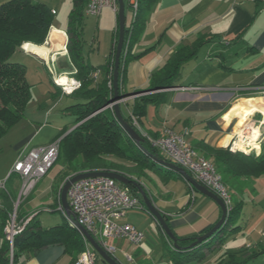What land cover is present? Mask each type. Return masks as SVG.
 <instances>
[{
    "label": "crops",
    "instance_id": "obj_1",
    "mask_svg": "<svg viewBox=\"0 0 264 264\" xmlns=\"http://www.w3.org/2000/svg\"><path fill=\"white\" fill-rule=\"evenodd\" d=\"M7 1L9 0H0V5ZM129 5L134 9L131 0L125 3L126 27L131 26L133 22L131 12L127 13ZM50 8L56 16L45 45L51 49L50 56L56 57V61L51 60L52 64L49 68L51 85L46 89L51 99H47V102L39 106L41 111L38 113L29 114L26 109L23 119L12 128L21 124L25 136L15 146L16 155L13 162L0 175V248L3 244L2 216L7 214L10 217L19 200L22 188V181L17 174L10 180L16 161L28 151L47 146L61 139L64 133L68 135L74 130L77 125L75 126V117L69 108L84 102L76 91L70 95H63L61 88L55 83L56 77L60 75L68 80L78 79L74 76L73 66L67 57L68 51L63 52L64 47L58 49L57 45L50 40L53 31H58L60 35H63V44H68L67 30L71 10L67 18L62 19L57 12L58 9ZM89 17L95 18L96 24L103 25L104 28L87 50L85 30ZM118 38L119 19L111 9L105 8L98 17L86 15L83 53L93 67H100L106 63ZM201 39L206 40V43L196 56L184 63L172 88L145 92L140 97L135 96L134 93L137 90L150 86L152 76L164 68L179 48L191 47ZM128 44L123 50L126 58L120 65L121 75L124 76L122 92L128 96L122 98L127 100L126 103L121 102L119 106L124 118L132 117L134 114L131 110L139 99L156 94L158 102L150 103L146 113L138 119L141 131L152 138H159L166 129H170L184 136L185 140L201 156H206L209 154V149L228 147L236 135L235 129L240 130L245 124V115L239 109V103L258 100L257 98L249 99L250 96L256 95L262 98L258 89L264 87V0H159L148 12L146 24L142 26L140 34L135 38L130 49ZM100 50L105 61L97 64L95 56L89 52L94 54ZM23 52L26 57H31L24 49ZM31 59L33 63L39 65L38 67L44 69L46 64L44 61L35 57ZM58 69L64 70L58 73ZM52 71L55 74H52ZM99 76L100 73L96 75V79ZM27 80L29 82L28 71ZM32 86L34 98L36 90L35 85ZM66 98L71 99L72 102ZM259 104L264 107L263 98ZM262 114V111H256L255 114L249 116V120H253L254 116L262 118ZM237 115L239 118L236 117ZM135 130L141 136V133ZM261 150L263 152V148ZM250 154H255V152ZM57 168V174L51 177ZM61 170V166L56 164L41 180L31 198L27 200L28 203L21 209L23 220L34 216L46 201L56 208L62 205V191L60 190L63 184L59 185V183L62 177L64 180L71 176H63ZM49 178L51 180L48 185H45ZM173 181L175 184H172ZM137 182L145 190L155 207L163 213L164 217H167V223L179 240V245L184 240L192 244L197 238L212 230L221 220V207L214 200L193 188L184 177H173L164 182L159 175L148 171L147 177H142ZM228 183L233 197V208L238 209L239 214L232 218L229 225L214 241L202 249L200 259H192L185 264H219L222 260L226 261L230 253L263 248L264 191L262 190L264 186L259 187L260 189L257 187L259 183L264 184V176L260 178L241 177ZM2 184L4 188H1ZM171 185H175L170 190L172 193L169 192L168 187ZM258 189L259 193H257ZM135 190L136 193L133 194L140 196L137 189ZM169 193L172 195L170 199L167 198ZM140 200L141 207L147 210L141 198ZM129 212L125 221L133 225L129 221ZM38 216H36L37 219ZM157 225L161 231L160 225L158 223ZM133 226L141 231L135 225ZM164 235L166 236L161 231L163 247L166 249ZM82 237L86 239L83 235ZM166 237L169 239L168 236ZM121 241L129 243L127 240H115L113 244L116 246V243ZM141 244L138 249L136 248L134 255L123 251L124 261L121 262L116 257L115 259L120 264H138L134 256L142 252ZM116 249L117 253V246ZM166 251L160 260L158 257L150 259L149 255H145L139 264H172L171 257ZM145 252L149 254L147 247ZM125 254L132 255L134 262L129 263ZM60 259L64 264L72 263V257L66 252L63 244H50L36 252L22 254L15 263L11 264H58ZM250 264H264V254Z\"/></svg>",
    "mask_w": 264,
    "mask_h": 264
},
{
    "label": "trees",
    "instance_id": "obj_2",
    "mask_svg": "<svg viewBox=\"0 0 264 264\" xmlns=\"http://www.w3.org/2000/svg\"><path fill=\"white\" fill-rule=\"evenodd\" d=\"M89 1L73 0L69 15L67 57L73 66L74 76L82 83V87L76 91V94H79L84 102L69 108L75 117L77 127L68 135L65 133L62 135L59 155L54 165L63 166L61 170L63 176L105 171L118 172L138 181L142 177H147L148 171H151L159 175L164 182L173 177L183 178L179 173L158 162L162 158L146 140L142 146H139L130 139L117 120L115 111L107 109V106L114 103L115 97L114 64L117 42L104 65L93 67L88 63L83 48L85 11ZM158 1L138 0L136 11L130 5L127 7V13L131 12L133 22L131 26L126 27L124 48L129 43L130 49L135 38L140 34L142 26L146 24L148 12ZM53 24L54 14L46 3L35 0H9L0 5V139L23 119L33 99V86L27 80L26 67L11 59L17 51L23 52L22 46L25 43L43 46ZM205 43L206 40L201 39L191 47L179 48L164 68L152 76L150 86L139 89L134 94L172 88L184 63L196 56ZM122 56L120 65L126 58L124 51ZM121 69L118 80L120 99L128 96L122 92L124 76L121 75ZM98 73L100 76L96 79ZM156 102H158L156 94L145 96L135 103L131 112L140 119L146 113L148 105ZM124 119L132 126L131 116ZM262 148L263 153L259 157L241 152L232 153L227 148H222L209 149V154L205 158L211 160L216 166L223 183L228 187L229 181L241 177L264 176V143ZM14 176L13 173L10 180ZM129 188L132 193H136L134 187L129 186ZM60 212L64 215L62 211ZM238 214L239 210L232 208L227 223L208 241L194 248L190 247L191 242L188 240L182 241L180 249L174 248L173 242L164 235L166 238L164 246L171 257L172 264H185L192 259H200L202 249L214 241ZM64 217L67 219L65 215ZM165 218L168 222L166 216ZM7 221L8 215L4 214L1 225L3 244L0 248V264L15 263L22 254L36 252L50 244H63L66 252L72 257V263L86 250L84 238L76 228L70 225L68 219V222L62 225L43 229L35 217L16 236L13 256H11L10 242L3 233ZM160 229L163 231L161 227ZM262 254H264V246L255 251L242 250L238 253H230L226 261L222 260L219 264H250Z\"/></svg>",
    "mask_w": 264,
    "mask_h": 264
},
{
    "label": "built area",
    "instance_id": "obj_3",
    "mask_svg": "<svg viewBox=\"0 0 264 264\" xmlns=\"http://www.w3.org/2000/svg\"><path fill=\"white\" fill-rule=\"evenodd\" d=\"M135 11L138 8V0H131ZM105 8L111 9L118 15L120 10L119 0H90L86 8V15L98 17ZM25 51H28L24 48ZM63 52L67 53V44L64 45ZM56 57H53L55 61ZM52 74L55 72L52 71ZM62 76L55 79L63 95L73 94L82 87L79 80H68L63 85L59 82ZM264 99V87L258 89ZM140 97L141 94L135 95ZM261 98V99H262ZM259 97V100H261ZM126 99L120 100V103H126ZM119 103V104H120ZM117 104L111 103L107 109L114 111ZM263 118L258 121L248 120L245 130V136L248 138L251 128H257L260 132L254 144L245 145V148H236V141L240 139L235 135L228 148L232 153L241 152L244 154L256 153L259 155L261 144L264 140V113ZM255 117V116H254ZM253 117V118H254ZM132 126L137 129L142 138H144L155 150L162 160L177 165L187 171L198 183L215 193L225 203L228 211L233 208V197L229 188L223 183L222 176L216 166L201 156L198 151L188 143L184 136L166 129L159 138H152L141 131L138 119L132 116ZM250 125V126H249ZM245 141V140H244ZM61 139L43 146L34 148L26 154L20 156L13 167V173L17 174L22 181L20 199L26 198L34 188L47 176L55 162L57 161L60 150ZM241 142V141H240ZM238 142V143H240ZM256 146V147H255ZM4 184L1 188H4ZM68 203L70 205L73 218L67 216L62 205L59 211H62L70 224L75 228L76 225L82 226L98 243V245L111 257L115 258L116 246L115 240H127L132 245L139 246L145 235L133 225L125 221L127 213L139 206H142L140 196L134 195L129 187L122 186L117 181L106 177L86 178L72 185L68 192ZM28 220L16 224L15 218L7 221L4 226L6 239L14 244L16 236L20 234L27 226ZM264 234V233H263ZM86 250L71 264H107L91 244L85 239ZM129 263L134 262L130 254H125Z\"/></svg>",
    "mask_w": 264,
    "mask_h": 264
},
{
    "label": "rangeland",
    "instance_id": "obj_4",
    "mask_svg": "<svg viewBox=\"0 0 264 264\" xmlns=\"http://www.w3.org/2000/svg\"><path fill=\"white\" fill-rule=\"evenodd\" d=\"M35 1L46 3L49 7H54L56 9H58L57 12L61 15L62 19L67 18V15L72 8V0H35ZM128 1L129 0H125V3L127 4ZM55 17L56 16H54V18ZM95 20H96L95 18L89 17L88 26L86 27V30H85V37H86L87 42H88L87 50L89 49L90 44H92L94 38L95 39L98 38L100 35V32L104 28L103 25L98 26L96 24ZM50 32H49V34H50ZM49 34H48V37H49ZM47 41H48V38H47L44 45H46ZM63 42H64V40H62V44H63ZM23 46H22V48H23ZM89 53H91L92 55L95 56L94 58H95V61L97 64L104 63L105 57L101 53V50L96 51V53H94V54H93V52H89ZM25 54H27V53H25ZM28 56H31V55H28ZM31 58H34V57H32V56L26 57V55H24V52L17 51L11 59V60H13L17 63H20L21 65L26 67L27 71L29 72V82L32 85H35L34 89L36 91L34 94V98L27 108L29 114L40 112L41 110L39 109V106L44 104L45 102H47L46 100L50 98V96L47 94L46 89L48 86L51 85V76L49 75L50 74L49 68L52 64L51 60L53 59L52 56H50L49 59H47V61L45 62L46 64L43 67L44 69H42V67H38L39 65H37L36 63H33V61H32L33 59H31ZM55 61H56V59H55ZM62 71H61V69L60 70L58 69V73L62 72ZM43 97H46V99H43ZM250 97H252V98H250ZM250 97H249V99L257 98L259 100V97H257L256 95L250 96ZM261 97H262V95H261ZM66 100L71 101V99H69V98H66ZM259 101H261V100H259ZM255 117L253 118V121L254 120L258 121V120H261L263 118V116H262V118H260V117L255 118ZM237 118H239V117H237ZM81 123L82 122H80V124ZM238 131H239V128H236L235 134ZM24 136H25V134L23 132L22 125L19 124L17 127L12 129L9 133H7L3 138L0 139V175L2 174V171L3 170L5 171L6 168L8 167V165L13 162V159L16 155L15 146L24 138ZM262 145L260 148H262ZM148 148L151 150L150 147H148ZM227 149L229 150V148H227ZM261 152H262V150L260 151L259 155H257L256 153L254 155L256 157H259L263 153V152L262 153ZM204 157H206V156H204ZM60 166H61V168L63 167L61 164H60ZM57 172H58V168L53 171V174L51 177H54L57 174ZM63 178L64 177H62L59 185L60 184L64 185L68 179V178H66L63 180ZM50 180H51V178H49L46 181L45 185H48ZM172 184H175V181H173ZM39 185L40 184H38L34 188V190L26 198H23V199L19 198L17 204L14 206V208L10 214V217H8V221L15 218L16 224H20L21 221H25V220L29 219V221L27 222V225H28V223L30 221H32L33 218H35L37 215H39L38 220L40 222V225L44 228L56 227V226L62 225L65 222H67L64 215L58 210L59 208L58 207L56 208V206L50 205V203L49 202L47 203V201H46V203H44V206L42 208L38 209V212H36V214L34 216H29L25 220L22 219L21 213H20L21 209H22L23 205H26L28 203L27 200H29L31 198V195L33 194V192H35V190L37 189V187ZM174 186L175 185L168 186L170 188L169 192H171L170 190L172 188H174ZM261 186H264V184L259 183L257 188H259ZM62 187L63 186H61L60 191H62ZM259 189H258L257 193H259ZM262 191H264V188ZM171 193H169L167 195V198L170 199L172 197ZM156 202H157V200H156ZM46 205H47V207H45ZM49 205H50V208H48ZM129 213H130L129 221L133 225L138 227L141 231H143V233L145 235V237L142 241V244H141V251L142 252H140L139 254H136L134 256L136 261L139 264V262L144 259L145 255H149L150 259H156L158 257V260H160L161 257L163 256V254H165L166 249H164V247H163L161 231L159 230L157 223L152 218V216L147 212V210H145L141 206H139L136 209L131 210ZM3 233H4V231H3ZM10 245H11V256H13V244H11V242H10ZM116 246L118 247V251L115 254V257L118 258L121 262L124 261L123 251L130 252L134 255V253L138 249L137 245H132V244L124 242V241L117 242ZM146 247L149 249V254L147 252H145ZM65 257H67V255ZM58 264H64L63 260L60 259Z\"/></svg>",
    "mask_w": 264,
    "mask_h": 264
},
{
    "label": "water",
    "instance_id": "obj_5",
    "mask_svg": "<svg viewBox=\"0 0 264 264\" xmlns=\"http://www.w3.org/2000/svg\"><path fill=\"white\" fill-rule=\"evenodd\" d=\"M120 10L118 13V19H119V38L117 42V48H116V56H115V64H114V90H115V97L114 102L117 104L115 106V115L117 117V120L119 121L120 125L124 129V131L127 133V135L132 139L137 145L142 146L145 142V140L136 132V130L124 119L121 109L119 106L120 103V96H119V88H118V80H119V69H120V62L122 53L124 50V44H125V35H126V6L124 0H119ZM27 53L39 60H42L46 62L47 60L38 54L34 52ZM226 148H228L226 146ZM163 166L170 168L174 170L175 172L179 173L181 176L185 178L189 184L195 188L197 191L201 192L203 195L211 198L214 200L222 209V217L221 220L217 223V225L210 230L207 234L197 238L190 247L194 248L206 241H208L213 235H215L226 223L227 219L229 217V211L225 205V203L222 201L221 198H219L215 193L207 189L206 187L202 186L200 183H198L187 171H185L183 168L174 165L172 163L166 162L164 160L158 161ZM93 177H106L113 179L117 181L118 183L124 185V186H132L140 194V198L142 199L147 211L152 215V217L156 220V222L160 225L163 232L168 236V238L173 242L174 247L177 249H180L179 240L174 235L173 231L171 230L170 226L167 223L166 218L164 217L163 213L159 211L153 202L149 199L147 196L145 190L141 187V185L135 181L132 178H129L121 173L118 172H84L81 174H76L67 179L65 184L62 188L61 193V201L62 206L70 219L73 218V214L70 208V205L68 203V192L73 184H75L78 181H81L86 178H93ZM77 230L80 231V233L88 240V242L92 245L93 249L98 253V255L102 258L103 261H105L107 264H120L117 262V260L111 256H109L94 240V238L80 225H76L75 227Z\"/></svg>",
    "mask_w": 264,
    "mask_h": 264
},
{
    "label": "bare ground",
    "instance_id": "obj_6",
    "mask_svg": "<svg viewBox=\"0 0 264 264\" xmlns=\"http://www.w3.org/2000/svg\"><path fill=\"white\" fill-rule=\"evenodd\" d=\"M50 40L53 41V44L57 45L58 49H62L64 47L63 46L64 44H62V40H64L63 35H60V33L58 31H53ZM24 48L26 50H28L29 52H34V53L38 54L39 56L45 58L46 60L49 59L51 49L45 45L37 46L34 44H27L26 43V44H24ZM59 82L61 84L65 85V84H67L68 79L65 76H63V77H61ZM238 107L241 110V112H243V114L245 115V119H246V122L243 125V127L236 133V135L237 134L239 135L240 139L236 141L235 145H236V148L241 149V148H245V145L249 144L248 140H250L251 144L255 145L254 141L257 140L258 136L260 135V132L256 127L251 128V131H250V133H248L249 136L247 138L245 136V132H246L245 130H247L246 127L248 125L247 121L249 120V116H252L253 114H255L256 111L260 110L264 113V107L260 106L259 100L242 101L241 103H239ZM236 117H239V115H237ZM238 142H240V143H238Z\"/></svg>",
    "mask_w": 264,
    "mask_h": 264
}]
</instances>
